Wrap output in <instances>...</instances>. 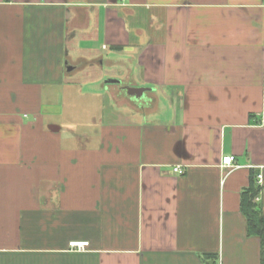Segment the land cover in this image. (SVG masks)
<instances>
[{"label":"crops","instance_id":"crops-1","mask_svg":"<svg viewBox=\"0 0 264 264\" xmlns=\"http://www.w3.org/2000/svg\"><path fill=\"white\" fill-rule=\"evenodd\" d=\"M251 175L264 0H0V264H259Z\"/></svg>","mask_w":264,"mask_h":264},{"label":"trees","instance_id":"trees-1","mask_svg":"<svg viewBox=\"0 0 264 264\" xmlns=\"http://www.w3.org/2000/svg\"><path fill=\"white\" fill-rule=\"evenodd\" d=\"M255 176L251 175L249 185L240 195V211L245 219L247 237L258 239L260 244L259 264H264V213L255 201L260 193Z\"/></svg>","mask_w":264,"mask_h":264},{"label":"built area","instance_id":"built-area-1","mask_svg":"<svg viewBox=\"0 0 264 264\" xmlns=\"http://www.w3.org/2000/svg\"><path fill=\"white\" fill-rule=\"evenodd\" d=\"M233 163H234V157H232V156H226V157L222 158V161H221V164L223 166H228V167L232 166ZM173 172L177 173V174H182V170L180 167H175L173 169ZM261 178H262L261 175L257 176V180L259 181V183H261ZM255 201L257 202L258 198H256ZM86 245H87V243H77V242L70 243V247H73V248L74 247L82 248V247H85Z\"/></svg>","mask_w":264,"mask_h":264},{"label":"water","instance_id":"water-1","mask_svg":"<svg viewBox=\"0 0 264 264\" xmlns=\"http://www.w3.org/2000/svg\"><path fill=\"white\" fill-rule=\"evenodd\" d=\"M107 83H118V81L110 79ZM126 91L129 95H141L144 92V89L126 88Z\"/></svg>","mask_w":264,"mask_h":264},{"label":"rangeland","instance_id":"rangeland-1","mask_svg":"<svg viewBox=\"0 0 264 264\" xmlns=\"http://www.w3.org/2000/svg\"><path fill=\"white\" fill-rule=\"evenodd\" d=\"M106 69H107V67H109V66H104ZM105 68H104V74H105V71H107V70H105ZM107 81H108V78H106V79H104L103 80V82L105 83V84H108L107 83ZM105 94V93H104ZM106 100V99H105ZM107 102H108V98H107ZM105 111H107V112H109L110 111V107H109V105H108V103L106 104L105 103Z\"/></svg>","mask_w":264,"mask_h":264}]
</instances>
